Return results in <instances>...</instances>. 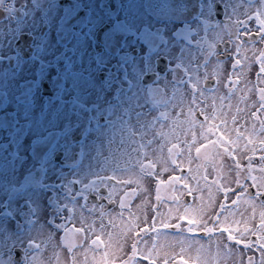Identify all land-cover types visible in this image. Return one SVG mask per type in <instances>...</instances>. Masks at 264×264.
<instances>
[{
  "label": "rangeland",
  "instance_id": "1",
  "mask_svg": "<svg viewBox=\"0 0 264 264\" xmlns=\"http://www.w3.org/2000/svg\"><path fill=\"white\" fill-rule=\"evenodd\" d=\"M205 3L206 0H194L193 2L189 0L184 5L185 8L181 10L187 13L178 14L173 8L174 5L151 4V1L148 0H128L125 5L126 8L122 11L129 17L128 29L133 31L134 26L139 32H142L145 41L143 51L139 53L137 58H134L145 63V68L140 71H137V67L129 68L128 77L130 79L125 80L123 84L107 86L99 81V73L107 71L104 63L107 59L105 55L98 57L99 63L94 64L92 68L59 67L52 64H47L40 70L34 67L33 74L30 73L26 80H21L20 73L31 67V61L21 62L18 65L20 68L17 75L18 81L15 83L13 80L10 83L6 80L15 77L14 72L6 70L4 67L1 68L0 88L4 93V86L8 84V87L11 88H8L10 92L8 97L11 100L16 93L17 113L12 117L18 120L19 125L16 132H10L12 136L9 137L15 148L13 155L17 159L14 162L5 161V164L0 166V175L6 174L0 177V189L2 190L0 191V199L3 198V193L7 189L11 190L13 185L16 187L21 182L22 179L19 180L18 177L23 175L24 178L26 177L24 173L28 172L26 190L31 194L33 216L31 218L28 215L27 219L31 222L32 219L37 221L36 229L32 228L29 232L35 237L34 243L39 245V247L33 246L29 250V260L34 258V264H41V261L43 264H49V260H51V264H56L54 253L58 255L60 264H71L73 252L77 254L78 259L83 260L82 250L77 246L78 237L72 233L66 235L65 228L62 227L56 230L55 226L57 225H52L51 222L57 221L59 223V220L66 216L70 221L72 217H76L74 225L71 224L67 229L79 227L81 226L79 217L82 211L84 216L93 222L94 213H90L87 207L82 210L79 205L84 204L82 194L86 193L89 184L93 182V177L100 173L106 175L113 173L125 180H131L132 182L129 183L131 188L136 183L139 185V191L138 194L124 195V203L130 204L131 207H124L123 213H118L116 216H107L106 218L111 223H103V233L100 231L101 228H98L99 225L93 228V231L88 232L90 239L87 243L89 249L87 254L90 262L93 257L99 260L104 251L111 253L112 248L105 247L109 243L108 234H112L111 244L114 247L117 242L122 243L125 238H127L130 246L136 237V232H140V244L148 240L155 242V245L150 249L151 260L154 264H163L166 257L168 260L171 257H189L195 260L194 264H241V257L246 261L248 256H252L256 264H260V250L256 244L251 250L245 249L242 244L236 245L228 242L225 239L227 234H222L219 230L213 234H207L200 228L194 229L197 233L189 234L186 231L187 218L181 222V227L185 229L183 232L175 228L165 230L163 227L165 222L176 224L175 217L183 215L185 208L203 207L205 210L203 218L208 220L210 215H214L219 210L221 203L227 205L221 217L222 219L227 217V226L233 230L234 235L239 236L244 231L246 222L248 228L253 227V223L248 222L252 212L251 206L247 203L249 197L245 196L239 203L233 204L234 197L231 193L229 198L225 200L223 194L217 193L213 187L211 202L209 201L208 185H211L212 181H216L217 184L221 182L227 184L234 179V160L231 157L217 158L214 162L215 167H213L211 156L215 150H212L209 160L194 161L191 164L193 172L189 173L186 157L175 154L184 151L186 148L182 142L184 139L182 137L171 158L184 161V173L180 171L174 173L171 169L162 171L159 153L153 155L154 146H149L146 140L140 139L139 135L135 138L132 137L137 130L142 135L144 125L157 129L163 128L168 134L166 137L167 146L164 148V156L167 157V148L175 142L171 134L175 122L179 121L185 130L189 128L185 122L187 109L185 108V115L180 116V109L176 107L179 99L185 96L197 81H199L201 89H209L204 86V83L214 79L216 81L215 87L210 88L211 90L207 91L206 94L209 97V103L216 105V113L231 116L237 115V107L243 110L237 115L235 125L230 119L228 120L227 131L235 139L236 133L232 130L236 127L240 128V143L238 146L232 145V148L235 150L236 159L246 170L247 155L241 150L247 140L252 139V132L251 123L248 121L242 123L241 120L245 115L248 116L250 93L248 80H250V75L243 69L239 72L233 70L235 76L230 75L226 73L230 69V64L226 65L217 60L216 52L212 50V46H215L220 40V31L218 27L207 29L206 13L204 12ZM171 8L173 9L171 10ZM117 10L116 6L111 9V11ZM51 37L52 35L48 37V47L52 46ZM64 53L65 51L62 50L59 55ZM160 57H164L168 61L167 71L160 75L159 79L151 86L139 87L140 84H136L135 79L154 69V61ZM244 61L250 66L248 58H244ZM238 73L240 74L239 77L237 76ZM229 76L240 79L239 87H231L232 93H229L228 88L224 89L223 86V81L227 82ZM44 80L48 82L53 91L52 97L45 98L40 95ZM114 88L123 91L124 101L125 99L130 100V103L125 102L126 105L124 106L123 102L114 105L117 110L123 108L118 112H114V107L111 105L115 99L112 94L115 91ZM136 97L139 98L136 100ZM221 97L223 99H220ZM241 97L244 99L241 100ZM22 113H26V118L22 116ZM1 116L5 119V115ZM100 116H108L111 122L105 126L100 125L98 123ZM202 119L201 117L197 121L198 136L200 131L198 125ZM25 123L26 125H24ZM208 124H219L223 128L222 120L219 118L209 120ZM165 125L167 127H164ZM4 133L0 132V149L2 138L5 139ZM78 134H82L81 141L73 143L72 138ZM223 134L222 131L217 130L212 139L214 140L216 136ZM111 143L113 146L110 149L108 145ZM164 143L165 141H162V144ZM248 148L251 149V145H248ZM108 149L110 153L107 155L106 150ZM220 150L223 151L222 148ZM7 152L8 154L11 153L9 150ZM57 152H62L60 164L54 161ZM119 152L130 157L127 161L129 166L123 171L117 168L123 166L124 162L117 164L113 161L117 159L116 155ZM247 154L250 155L251 153ZM74 155L77 156L76 159ZM106 155L112 160L108 159L104 162L101 157ZM6 156V152L1 151L0 162L7 159ZM193 156H195L194 151ZM94 158L97 160L95 161ZM149 164L154 165L152 172L158 175L141 174V166L146 167ZM197 164H201L198 175L195 172ZM37 174L38 176H36ZM244 174L245 172L241 173V183H245ZM253 174L260 175L258 172ZM171 175L189 177L188 183L192 186L193 192L189 195L187 202L185 201L187 194H181L183 180L174 186H169L167 183L160 184V200H156L155 189L157 184L160 180L167 181ZM193 175L199 179L201 190H197L196 180L191 178ZM204 175L207 176V184L203 178ZM72 183L80 186V191L75 196L68 194L72 188ZM232 187H235V184H232ZM132 190L135 189L132 188ZM183 191L186 192L187 190ZM65 205L68 211L59 216L58 213ZM72 208H75L74 212L71 211ZM154 216L156 217L155 227H161L160 229L149 227ZM0 218V233H6L9 238L17 235L19 230L10 228L12 214L4 213L3 217ZM255 223H259L258 211ZM130 225H137L133 228L131 235H129ZM209 226H212L211 221H209ZM145 227H148L147 232L140 231ZM40 228L44 230L38 231ZM96 234H100L103 240L98 248L91 245V239L96 237ZM70 243L73 245L71 251L68 249ZM225 243L229 244L228 248L224 247ZM25 247L27 248L28 245L25 244ZM181 248L185 250L181 252ZM190 251L191 254H189ZM0 258L7 260L6 256ZM178 263L181 264V261L176 259L175 264ZM132 264L149 263L133 261Z\"/></svg>",
  "mask_w": 264,
  "mask_h": 264
},
{
  "label": "flooded vegetation",
  "instance_id": "2",
  "mask_svg": "<svg viewBox=\"0 0 264 264\" xmlns=\"http://www.w3.org/2000/svg\"><path fill=\"white\" fill-rule=\"evenodd\" d=\"M148 1H151V4L162 3L164 6L174 5V10H176L178 14H181L187 13L181 10L185 8L184 5H186L189 0ZM190 1L193 2L194 0ZM233 2L237 5V13L230 21L225 14V9L220 6V0H206V9L204 12L206 13L207 29L218 27L220 31V40L215 46H212V50H215L217 60L226 65L230 64V69L226 73L235 76L233 70L239 72L243 69L250 75L251 79L252 72L256 67L252 59L254 55L253 49L258 51L260 48H264V44L259 43V37H255L257 42L253 44L252 40L248 39L246 36L237 35V33H243L245 31V25L236 24L235 21L237 19L245 21L254 33L258 26V21H255V13L261 6L259 0H233ZM127 3L128 0H2V3H0V70L4 67L6 70L14 72L15 75V77L6 79L7 82L10 83L11 80H13L15 83L18 81L17 75L20 70L18 65L21 62L31 61V67L20 73L21 80H26L30 73L33 74L34 67L40 70L47 66V64H52L53 66L59 67L72 66L92 68L94 64L97 65V63H99L98 57L105 55L107 59L104 63L107 67V71L99 73L102 74V76L98 75L99 81L105 83L107 86L125 83V80L130 79L128 77L129 68L137 67V71L145 68V63L140 61V59L136 60L134 58H137L139 53L143 51L145 41L142 32H139L136 27L133 26V31L128 29L129 17L122 11V9L126 8L125 5ZM115 6L118 10L121 9V11H111ZM173 8H171V10ZM245 13H251L253 20L249 21ZM119 15L121 16L117 17ZM136 31H138V33H136ZM51 35L52 46L48 47L47 41L48 37ZM62 50L65 51V53L59 55ZM50 51H52L53 54ZM161 58L164 57L155 59L154 69H151L148 73H144L142 76H138L135 79V83L138 85L140 84L139 87L151 86L159 79L160 75H163L167 71L168 61L165 58V68L158 70L157 61ZM244 58L249 59L250 66L246 64ZM236 59H240L241 64L233 68L232 65H234ZM229 79L234 82L239 80V82L228 85ZM46 80L42 83H46L49 86ZM211 81H213V84L208 88L215 87L216 81L214 79ZM239 83V78L234 79L229 76L227 82L223 81V86L224 89L228 87H239ZM256 84L258 87H264V84H260L259 81H256ZM8 88H10L8 84H5L4 93L0 88V132H5V139L3 140L2 138L0 152L4 151L7 154V159L0 162V166L5 164V161L14 162L17 159V157L13 155L15 154V148L12 145V140L9 139V137L12 136L10 132H16L19 125L18 120L12 117L17 113L16 93L11 100L10 97H8L10 94ZM49 88L51 89L50 86ZM249 88H252L251 84ZM113 90H115L112 92L115 98L111 102L113 107L122 102L123 106L126 105V103H130V100L125 99L124 101L122 97L123 91L118 88H114ZM51 92L53 93L52 90ZM41 96L45 98L50 97ZM138 98L139 97H136L135 99L137 100ZM255 100H258V95H253L250 92L249 105ZM122 109L123 108H121V110ZM121 110H117L114 107V112ZM1 115H5V119ZM22 116L26 118V113H22ZM260 119H264V114L260 115ZM247 121L251 123L250 128L252 140L254 141L251 147L257 149L252 164L254 168H259L261 165L259 156L264 155V153L259 150L260 139L264 138V136L260 135L259 120H252L249 116L245 115L241 122L245 123ZM109 122H111V120L108 116H100L98 118V123L100 125L105 126ZM95 124L97 125V123H94V125ZM24 125H26V123ZM253 125H255V132L253 131ZM78 135H81L82 138V134ZM73 138V143L81 141V139L75 141ZM112 146L113 144L111 143L108 145V148L111 149ZM7 149L11 152L10 154H8ZM106 152L108 155L110 150L108 149ZM107 155L101 157L104 162L108 159L112 160L111 157L107 158ZM74 157L75 159L77 158L76 155H74ZM116 158L117 159L113 160L115 163L124 162V165L117 169L120 171L126 170V167L129 166V162L127 161H129L130 157L125 156L123 152H119ZM94 160L96 161L97 158H94ZM60 163L61 162L58 164ZM3 175H0V177ZM24 175H26V177L23 178V175L18 177L19 180L22 179L21 182H19L16 187L13 185L11 190L7 189L6 192L3 193V198L0 199V217H3L4 213L12 214L13 218L11 219L10 228H12V230L18 229L19 232H17V234L20 233L21 229H24L26 232L31 230L33 228L31 224L34 221L32 219L31 222L27 219L28 215L32 218L33 210L31 194L26 190L28 172H25ZM36 176H38V174ZM123 180L125 179L117 174L112 173L111 175H106L100 173L93 177V182L89 184L86 193L82 194V200L87 209L89 207H95L93 228L97 225H99L98 228H101L103 223L110 224L111 221L106 218L107 216H116L118 213H123L124 207H131L130 204L125 203L124 206L121 207L120 202L124 201L125 194H138L139 185L134 183L132 188L135 190H132L129 183L124 184L121 182ZM0 191L2 190L0 189ZM79 191L80 186L76 183H72V188L68 191V194L75 196ZM249 191L254 192V189L250 187ZM101 213H103L102 220ZM34 222L37 223V221ZM71 224L74 225L73 222L64 217L59 220L58 226L69 228ZM155 228L160 229L161 227ZM164 229L171 230L174 228L169 227ZM194 233L197 232L193 231L192 234ZM135 236L134 239L141 242L139 241V235L137 236L135 234ZM94 238L96 237L94 236ZM154 245L155 242L152 240H148L141 244L138 243L139 253L135 261L149 263L147 255ZM189 254H191V251ZM174 258L175 260H172L169 264H175L176 259L187 261V264H194L195 262L194 259H190L189 257ZM171 259H173V257L169 260Z\"/></svg>",
  "mask_w": 264,
  "mask_h": 264
},
{
  "label": "snow or ice",
  "instance_id": "3",
  "mask_svg": "<svg viewBox=\"0 0 264 264\" xmlns=\"http://www.w3.org/2000/svg\"><path fill=\"white\" fill-rule=\"evenodd\" d=\"M2 3V0H0ZM259 4L261 8L256 11L255 13V21H258V26L256 27V31L253 33L251 28L243 20L237 19L235 21L236 24H244L245 31L243 33H237V35H244L248 39L252 40L253 44L257 41L255 37H259V43L264 44V0H259ZM220 6L225 9V14L228 16V19L231 21L232 17L237 13V5L233 2V0H220ZM249 21L253 20L251 13H245ZM253 64L256 65L255 69L252 72V77L248 80V83L252 85V88L249 89L253 95H258V100L253 101L250 105H248V116L252 120H259L260 123V135L264 136V119H260V115L264 114V87H258L256 81H259L260 84H264V48H260L258 51L253 49ZM241 64L240 59H236L233 68L239 66ZM239 73L237 76L239 77ZM237 81H232L231 79L228 80V85L233 83H238ZM227 86V85H226ZM209 89H201L199 87V81L193 84L192 89L186 93L185 96L181 97L176 104V107L180 109V116L185 115V108L187 109V118L185 122L189 125V128L185 130L180 122L177 121L174 124V128L172 131V136L174 141L171 147L167 148V157L164 156V148L167 146L166 137L167 133H165L163 128L157 129L156 127H150L149 125L143 126V134L141 135L139 130L133 133V138L139 135L141 140H146L149 146L153 147V155L159 153V158L162 164V171H169L171 169L172 172H182L183 171V163L184 161H180L177 159H172L171 157L174 154V149L177 147V143L181 142V138L183 137V143L186 145L184 151L176 152L177 156H185L186 162L189 164V173L193 172L191 168V164L194 161H208L209 155L212 150H215L214 154L211 156V162L213 167H215V160L222 156L231 157L234 160L233 168L235 170V177L230 183L221 182L219 184L216 181H212L211 185H208L209 190V201L211 202V190L214 187L217 193H222L225 200L229 198V194L231 193L234 199L232 200L233 204L239 203L245 196L249 197L247 203L251 206L252 212L249 217V221L253 223L252 228L247 227V222L245 225V229L243 232L239 234V236L233 234V230L227 226V217H221V214L226 210L227 205L221 203L219 205V210L214 214L208 217V220H205L203 216L205 215V210L203 207L197 209H189L185 208L184 214L181 216L175 217L177 220L176 224H170L165 222L163 224L164 228L173 227L181 232L185 231L184 228L181 227V222L186 220V231L192 233L194 229L202 228L203 231L207 234H213L215 231L219 230L222 234H227L225 239L228 242L234 243L236 245H241L245 249L251 250L253 245L256 244L260 250V264H264V155L259 156V160L261 161V165L259 168H254L252 164V160L255 157L257 149L252 147L251 149L248 148V145L254 144V141L249 138L247 143L244 145V148L241 150L244 154L247 155V168L246 170L242 168L239 160L236 159L234 155V149L232 145H239L241 140V132L240 128L236 127L232 131L236 133V138L233 139L231 134L227 131V124L228 120L230 119L232 124L237 123V115H239L243 110L239 107L236 108L237 115L227 116L223 113L217 114L216 113V105L214 103H209V97L207 96V91ZM228 92L232 93L233 89L228 87ZM220 99H223L221 97ZM241 100L244 97L240 98ZM203 105V107H201ZM231 107V106H230ZM211 109V111H209ZM202 119V122L199 123V136L197 135V121ZM221 119L223 123V128L219 124H208L209 120H216ZM164 127H167L165 125ZM220 130L224 134L220 136H216V139H212V136L216 135V131ZM253 131L255 132V125H253ZM227 136V139H225ZM162 141H165L162 144ZM211 145V148H209ZM223 149L221 152L220 149ZM260 152L264 153V138L260 139ZM193 151L195 156H193ZM251 153L248 155L247 153ZM207 166L206 164L204 165ZM154 165L149 164L146 167L141 166V174H153L158 175L152 172ZM201 164H197V168L195 169L196 174L200 173ZM245 172L243 175V180L245 183H241V173ZM254 172L260 173V175H254ZM193 180H196L197 190H201L199 188V179H197L196 175L191 177ZM204 180L207 184V176L204 175ZM189 177L180 176V175H171L167 181L160 180L156 186V200H160V184L167 183L169 186H174L175 184L180 183L181 180L184 181L182 185L181 194L191 195L193 192L192 186L188 183ZM124 184L131 183V180H123L121 181ZM249 182L254 192L249 191ZM232 184H235V187H232ZM175 191V189H173ZM183 190H187L184 192ZM176 199V197H173ZM79 203V201H76ZM80 208L83 210L86 205L80 204ZM120 206H124V201L120 202ZM65 211H68L67 206H63L61 212L58 213L60 216ZM71 211H75V208H72ZM88 211L90 213L95 212V207H89ZM257 211L259 213V223L256 224V216ZM103 218V213H101V220ZM65 219H69L67 216ZM76 217L71 218V222H75ZM155 219L153 217V222L149 227L155 228ZM80 227H73L72 229H64L66 235L69 233L75 234L78 237V247L82 250L83 260L77 258V254L75 252L72 253L71 264H132L135 261L139 249H138V241L133 239L131 245H128V240H125L120 243L117 242L113 247L111 244L112 241V234H108L109 243L105 245L106 248H112L111 253L109 251H104L102 256L99 260H96L93 257L92 261L90 262L88 259V248L87 243L90 239L88 236L89 231H93V224L94 222H90L88 217L84 216L83 211L79 217ZM209 221H211L212 226H209ZM147 223V221H146ZM52 225L55 226L56 230H59L60 227L58 226L57 221H52ZM33 229H36V222H32L31 224ZM223 225V226H222ZM137 227V225H130L129 227V235L133 228ZM44 229H39L38 231L42 232ZM101 233L104 232V226L101 225ZM140 231L147 232L148 227L140 229ZM140 232H136L138 236ZM254 238V239H253ZM35 237L29 231H25L24 229L20 230V233L14 235L13 237L9 238L6 233H0V257H7V260L0 258V264H34L33 260H29L30 252L29 250L35 246L39 247L34 243ZM103 243L100 234H96L95 239H91V245L95 247H99L100 244ZM183 243V241H180ZM25 244L28 245L25 248ZM202 247V246H201ZM225 248L229 247L228 243L224 244ZM73 245L70 243L68 245L69 251H71ZM19 250L21 252V256L19 260L15 258V252ZM185 249L181 248V252ZM56 257V264H60V259L56 253L53 254ZM149 264H154L151 260V252L148 253ZM175 258L173 257V260ZM43 264V261H41ZM49 264H51V260H49ZM163 264H169L168 258H164ZM181 264H187V261H181ZM241 264H256L255 259L252 256H248L246 261L241 257Z\"/></svg>",
  "mask_w": 264,
  "mask_h": 264
},
{
  "label": "water",
  "instance_id": "4",
  "mask_svg": "<svg viewBox=\"0 0 264 264\" xmlns=\"http://www.w3.org/2000/svg\"><path fill=\"white\" fill-rule=\"evenodd\" d=\"M157 65H158V70L164 69L166 66V60L164 58L159 59L157 61ZM99 75L102 76V74H99ZM212 84H213V81L205 82V87L208 88V87L212 86ZM41 95L50 96V97L53 95V93L51 92V89L49 88V86L46 83H43ZM73 139L75 141H79L81 139V135L75 136ZM61 157H62V152H58L56 154V157L54 158V161L59 162ZM182 173H184V171H182ZM15 258H16V260L20 259V251L19 250H17L15 252Z\"/></svg>",
  "mask_w": 264,
  "mask_h": 264
}]
</instances>
